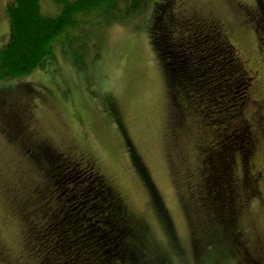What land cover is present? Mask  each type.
<instances>
[{"label": "rangeland", "instance_id": "rangeland-1", "mask_svg": "<svg viewBox=\"0 0 264 264\" xmlns=\"http://www.w3.org/2000/svg\"><path fill=\"white\" fill-rule=\"evenodd\" d=\"M174 1L183 16L200 12L222 23L253 78L250 99L233 127L237 133L249 128L259 111L257 102L264 99V0ZM149 3L138 17L102 28L97 61L92 60L93 51L77 63L63 55L60 44L68 38L63 36L46 65L20 80L0 82V264L26 262V227L19 218L26 213L27 199L43 186L45 177L42 165L29 157L32 138L47 142L61 154L73 153L70 158L84 156L94 161L134 222L143 226L149 249L165 251L172 264L258 261L255 252L264 247V184L263 197L251 201L242 212L239 203L246 192L240 191L232 174L236 168L233 161L242 154L237 149L245 151L247 142L227 150L220 168L224 173L221 179L232 189L238 205L232 210L234 217L225 212L220 219L215 218L216 210L194 200L200 191H210L207 170L212 166L211 151L218 131L208 134L197 123L200 114L194 115L196 121L182 119L178 107H173L150 35L158 0ZM14 5V0H0V51L11 43L9 9ZM40 5L45 15L59 13L51 0H41ZM69 50L74 51L72 46ZM223 96V91L214 93L215 104L218 99L225 100ZM129 150L145 168L151 188L136 170ZM151 190L162 204V218L152 203ZM233 218L236 222L230 223ZM196 231L205 236L196 237ZM242 234L245 240L239 237ZM245 241L246 249L242 245ZM215 251L229 256L222 263L211 262Z\"/></svg>", "mask_w": 264, "mask_h": 264}, {"label": "trees", "instance_id": "trees-1", "mask_svg": "<svg viewBox=\"0 0 264 264\" xmlns=\"http://www.w3.org/2000/svg\"><path fill=\"white\" fill-rule=\"evenodd\" d=\"M51 1L59 7V13L54 16L42 12L41 0H14L15 5L9 9L11 43L0 51V82L20 80L46 65L63 36L68 37L60 44L63 55L77 63L93 51L92 60L97 61L101 56L102 38L98 33L102 35V28L136 18L150 4V0ZM176 3L158 0L157 16L150 32L152 44L161 60L173 107H178L182 119L194 120V115L200 114L197 123L208 134L218 131V140L214 141L211 151L212 166L207 170L210 191H200L194 202L216 210L215 218L220 219L225 212L233 216L232 210L238 205L233 201L232 189L221 179L224 173L220 168L224 167L226 151L247 141L248 126L238 133L233 127L241 120L243 106L249 101L246 95L252 76L221 22L200 12L183 16ZM90 17H95V21ZM93 40L95 43L91 45ZM218 91H223L225 100L218 99L215 104L212 95ZM32 139L29 157L42 165L45 177L43 186L27 199L26 213L19 218L27 228L23 229L28 248L25 264H172L165 251L149 249V244L144 242L143 226L134 222L123 200L96 169L94 161L84 156L70 158L73 153L61 154L47 142ZM237 150L242 152L240 158L246 153L242 148ZM129 154L141 178L151 188L138 156L130 150ZM151 196L162 218V204L152 190ZM233 219L230 223L236 218ZM195 233L196 237L205 236L200 231ZM228 256L215 251L210 258L211 262L222 263Z\"/></svg>", "mask_w": 264, "mask_h": 264}, {"label": "flooded vegetation", "instance_id": "flooded-vegetation-1", "mask_svg": "<svg viewBox=\"0 0 264 264\" xmlns=\"http://www.w3.org/2000/svg\"><path fill=\"white\" fill-rule=\"evenodd\" d=\"M242 11H245V8L241 7ZM249 74L250 71H249ZM254 75V74H253ZM256 78L257 75L255 74ZM253 81V78H252ZM250 90L247 91L248 100L250 97L248 96ZM259 103V111L256 116H254V120L252 124L249 126L248 137L246 138L245 145L243 146L246 153H243L242 158H238V161H233L234 163V172L232 169V174L236 177V182L239 183L242 189L245 190L246 195L244 199L240 203V210L242 212L245 211L250 205L249 203L254 202L256 198H262L263 194L261 191V185L264 184V99ZM260 156L263 158L260 160ZM254 160L257 162H254ZM259 160L261 164H258ZM239 172V173H238ZM236 233H241L239 230H236ZM243 233V232H242ZM241 240L245 235H239ZM247 241L243 242L242 245L246 249ZM258 261L254 262V264H264V247H259L257 252H255ZM0 255H3L0 253Z\"/></svg>", "mask_w": 264, "mask_h": 264}]
</instances>
